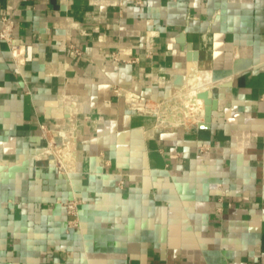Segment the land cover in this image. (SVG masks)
<instances>
[{"label":"crops","instance_id":"0c3cea01","mask_svg":"<svg viewBox=\"0 0 264 264\" xmlns=\"http://www.w3.org/2000/svg\"><path fill=\"white\" fill-rule=\"evenodd\" d=\"M3 15L0 264H264V0H0ZM203 71L207 127L127 103ZM42 125L61 159L37 158Z\"/></svg>","mask_w":264,"mask_h":264},{"label":"built area","instance_id":"2783aa9c","mask_svg":"<svg viewBox=\"0 0 264 264\" xmlns=\"http://www.w3.org/2000/svg\"><path fill=\"white\" fill-rule=\"evenodd\" d=\"M2 27L0 29V39L8 41L13 49L12 28L13 21L9 16L1 17ZM77 55L81 54L79 49H75ZM203 90H192V86L182 88L173 92L168 97L153 99L148 95H142L135 92L127 93L126 100L129 107L136 112L154 115L157 120V126L163 129H173L179 126H187L192 122L199 123L205 121V101L198 97V93ZM202 99V103H195L192 99ZM191 102V103H188ZM43 135L47 141V149L40 153L37 158L40 159H61L63 151L58 147L54 140L48 138V128L42 125ZM68 143V142H66ZM67 213L71 216L70 227H80L79 221V201L77 199L68 200L66 203Z\"/></svg>","mask_w":264,"mask_h":264},{"label":"water","instance_id":"95a60500","mask_svg":"<svg viewBox=\"0 0 264 264\" xmlns=\"http://www.w3.org/2000/svg\"><path fill=\"white\" fill-rule=\"evenodd\" d=\"M198 97L202 98L205 101V121L200 123V127H207L211 121L212 113L216 109L218 101L213 96V90L207 89L198 93Z\"/></svg>","mask_w":264,"mask_h":264},{"label":"bare ground","instance_id":"6f19581e","mask_svg":"<svg viewBox=\"0 0 264 264\" xmlns=\"http://www.w3.org/2000/svg\"><path fill=\"white\" fill-rule=\"evenodd\" d=\"M217 81L218 80L214 77L212 72L203 71V72L200 73L198 81L196 83H194L193 85H191L192 86V90L197 91L199 89L202 90L203 88H210V87L216 85L218 83ZM221 81H223V80H221ZM211 89H213V87ZM192 101L195 103V105H198V103H202L203 102L202 99H198V98H196L194 100L192 99ZM188 103H191V102H188Z\"/></svg>","mask_w":264,"mask_h":264},{"label":"rangeland","instance_id":"374dc122","mask_svg":"<svg viewBox=\"0 0 264 264\" xmlns=\"http://www.w3.org/2000/svg\"><path fill=\"white\" fill-rule=\"evenodd\" d=\"M196 74H198V73H196Z\"/></svg>","mask_w":264,"mask_h":264}]
</instances>
